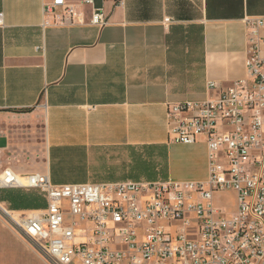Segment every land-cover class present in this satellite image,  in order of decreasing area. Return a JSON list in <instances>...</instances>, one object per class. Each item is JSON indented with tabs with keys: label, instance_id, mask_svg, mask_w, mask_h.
Masks as SVG:
<instances>
[{
	"label": "crops",
	"instance_id": "1",
	"mask_svg": "<svg viewBox=\"0 0 264 264\" xmlns=\"http://www.w3.org/2000/svg\"><path fill=\"white\" fill-rule=\"evenodd\" d=\"M50 1L0 0V170L55 185L206 180L204 138L172 141L167 105L245 76L244 23L264 0H65L87 18L101 8V30L44 27Z\"/></svg>",
	"mask_w": 264,
	"mask_h": 264
},
{
	"label": "built area",
	"instance_id": "2",
	"mask_svg": "<svg viewBox=\"0 0 264 264\" xmlns=\"http://www.w3.org/2000/svg\"><path fill=\"white\" fill-rule=\"evenodd\" d=\"M43 7L44 27L108 23L101 8L87 18L65 0ZM244 26L245 76L227 86L209 82L204 100L167 105L172 141L204 138L206 180L55 185L47 172L7 167L0 190L35 189L46 201L17 212L0 200L7 226L50 264H264V15ZM223 198L230 206L218 203Z\"/></svg>",
	"mask_w": 264,
	"mask_h": 264
},
{
	"label": "rangeland",
	"instance_id": "3",
	"mask_svg": "<svg viewBox=\"0 0 264 264\" xmlns=\"http://www.w3.org/2000/svg\"><path fill=\"white\" fill-rule=\"evenodd\" d=\"M180 176V178L185 177L182 174ZM5 190H13L20 198L18 208H14L12 203L0 199L4 201L5 206L10 210L25 212L27 210L43 209L46 205L45 198L37 190H25L15 187L1 190L0 194L4 193ZM218 203L230 206V202L224 198ZM0 264H50V261H47L27 239L9 228L0 214Z\"/></svg>",
	"mask_w": 264,
	"mask_h": 264
},
{
	"label": "trees",
	"instance_id": "4",
	"mask_svg": "<svg viewBox=\"0 0 264 264\" xmlns=\"http://www.w3.org/2000/svg\"><path fill=\"white\" fill-rule=\"evenodd\" d=\"M0 199L12 203L14 208H18V200L20 199L15 193L12 191H4V193L0 194ZM28 207V206H27ZM25 207V208H27Z\"/></svg>",
	"mask_w": 264,
	"mask_h": 264
}]
</instances>
